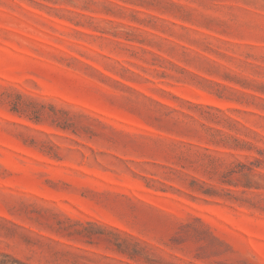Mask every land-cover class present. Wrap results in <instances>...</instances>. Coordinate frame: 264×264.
<instances>
[{"label": "rangeland", "instance_id": "374dc122", "mask_svg": "<svg viewBox=\"0 0 264 264\" xmlns=\"http://www.w3.org/2000/svg\"><path fill=\"white\" fill-rule=\"evenodd\" d=\"M0 264H264V0H0Z\"/></svg>", "mask_w": 264, "mask_h": 264}]
</instances>
